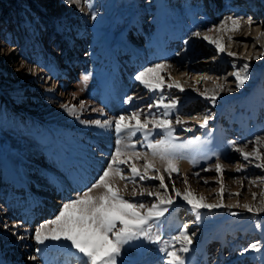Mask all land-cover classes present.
I'll list each match as a JSON object with an SVG mask.
<instances>
[{
    "label": "rangeland",
    "instance_id": "obj_1",
    "mask_svg": "<svg viewBox=\"0 0 264 264\" xmlns=\"http://www.w3.org/2000/svg\"><path fill=\"white\" fill-rule=\"evenodd\" d=\"M92 4L90 9L84 0L72 5L66 0H0V264H80L68 249L50 246L57 242L36 244L35 229L53 219L77 191L90 186L115 148L114 131L81 121L114 119L132 110L147 112L160 93L149 92L134 77L158 63L171 65L161 75L165 97L178 100L172 118L180 115L185 126L193 129L185 132L177 125L175 135L181 142L194 136L208 141L194 154L195 166L187 159L179 162V172L173 174L176 187L183 191L187 176L197 197L216 203L217 174L202 171L216 163V156L207 161L204 156L216 153L224 165L226 189L225 207L201 209L199 220L177 198L159 223L162 240L171 239L187 224L193 240L186 264H264V214L253 216L243 207H227L259 203L252 193L259 195L264 188V184H248L249 179L264 176V171L243 162L230 147L233 141L243 145L264 135V108L259 106L264 95V59H255L264 51V42L257 41L264 31V0H92ZM229 16L245 21L251 17L254 23L249 27L242 22L235 33L208 32ZM194 31L219 36L226 50L217 53L214 44L193 37ZM245 62L251 65L252 78L244 89L221 92L215 106L199 94L217 84L234 88L229 73L234 63L239 67ZM169 75L183 92L166 87ZM65 80L67 88H63ZM128 96L133 101L125 104ZM65 104L75 107L76 115L61 107ZM206 115L212 119L202 129L199 125ZM138 138L139 134L132 139ZM252 147L249 144L245 151ZM13 161L24 167L25 177L31 176L26 192L7 180L4 164ZM237 164L245 165L243 172H236ZM196 172L199 177L193 175ZM131 187L126 199H152L133 197ZM237 192L242 195H232ZM136 243L142 247L126 246L119 258L123 264H161L164 257L158 249L163 244ZM252 243H261V251L241 255Z\"/></svg>",
    "mask_w": 264,
    "mask_h": 264
},
{
    "label": "snow or ice",
    "instance_id": "obj_2",
    "mask_svg": "<svg viewBox=\"0 0 264 264\" xmlns=\"http://www.w3.org/2000/svg\"><path fill=\"white\" fill-rule=\"evenodd\" d=\"M80 0H66L72 5L78 4ZM88 8H92V0H84ZM96 18L93 13L92 19ZM246 22L249 27L254 23L251 17L245 21L243 17H226L219 25L209 28L208 32L221 34L224 32L235 33L240 30L241 23ZM264 26V22H262ZM192 36L201 38L209 44H214L217 53H223L226 49L222 39L210 37L207 33L199 31L192 32ZM228 41L234 42L232 36H228ZM258 42H264V31L259 32ZM188 43V41H185ZM264 47V43H262ZM230 57H236L234 52L227 53ZM257 60L264 59V51L255 57ZM251 65L248 62L241 66L233 64V71L229 73L234 77L235 87L226 88L223 84H217L213 89H205L199 94L211 105L217 104V98L221 92H239L244 89L252 78L250 72ZM171 69V65L158 63L144 68L135 75L134 79L148 89L149 92H159L160 95L152 103L148 104V111L132 110L127 114H121L114 119H95L92 121H81V123H91L101 129L112 130L115 133V148L109 154L106 166L103 167L97 178L86 186V190L77 191L75 198L63 202L58 213L53 219L40 224L34 233L36 244L44 245L46 241L57 242L52 247H63L69 250V255H76L80 264H123L119 258L127 247H142L138 241L159 245L158 251L163 254L161 264H186V254L190 252L193 237L187 231L185 224L169 240H162L158 232L161 218L169 211V208L177 202V198L190 207L197 220L201 217V209L209 211L225 207L224 193L226 191L223 184L224 165L220 162V157L213 153L205 155L204 159L211 160L216 156V163L210 167L203 168L202 171H215L220 185L217 193V202L208 203L204 196L197 197L188 184L187 176L184 177V190L176 187V179L173 174L179 172V162L187 159L195 166L196 156L208 141H202L200 136L179 141L175 135L176 126L179 125L183 131L192 132L193 129L185 126V121L180 115L172 116L177 110L178 100L169 99L163 94L165 78L161 75L165 70ZM166 87L168 89L177 88L181 92L184 88L177 81L168 76ZM51 90V89H50ZM198 91V89H193ZM132 96H128L124 101L130 104ZM261 108H264V95L260 100ZM69 114L76 115V108L69 105H61ZM80 108H84L83 102ZM155 109V112L152 111ZM103 115V113H101ZM79 118V117H77ZM195 119V117H193ZM211 115L204 116L199 127L208 128ZM139 138L135 141L133 137ZM211 136V132L207 133ZM252 144L251 151L245 149ZM139 145V149H138ZM230 147L234 152L239 153L243 162L253 164L256 169L264 171V135H258L254 140L243 145H238L233 141ZM159 165V166H158ZM244 164L236 165V172L244 171ZM167 174V177L165 176ZM193 175L199 177L200 173ZM247 179V177H244ZM167 180V182H166ZM149 181H159L158 185L148 186ZM171 189L169 190V183ZM207 184L208 180L205 179ZM123 184V187H120ZM131 187L133 197L152 198L145 200H129L125 198V193ZM251 187L264 184V176L257 179H249ZM96 193V194H93ZM240 197L242 193L232 194ZM231 198V197H229ZM253 201L259 200L256 204L239 203L228 205L229 209L243 207L244 211L253 216L264 214V188L259 195L252 193ZM229 215L236 216L237 213L229 211ZM7 227V225H5ZM261 227L260 223L256 224ZM15 234V233H14ZM261 251V243H252L247 248L242 249L241 255L246 252ZM35 259V257H30Z\"/></svg>",
    "mask_w": 264,
    "mask_h": 264
},
{
    "label": "bare ground",
    "instance_id": "obj_3",
    "mask_svg": "<svg viewBox=\"0 0 264 264\" xmlns=\"http://www.w3.org/2000/svg\"><path fill=\"white\" fill-rule=\"evenodd\" d=\"M258 14H259V12H257ZM257 14V15H258ZM240 34V33H239ZM246 36V35H245ZM236 38H237V40H245L246 38L244 37V36H236ZM66 78H68V76H65ZM175 77H177V75L175 76ZM177 78H179V77H177ZM176 78V79H177ZM67 84H69V82L67 81V80H65L64 82H63V88H67ZM73 86V85H72ZM73 87H75V86H73ZM14 159H17L16 157H14ZM62 161V160H61ZM5 166H4V168H5V170H6V172H7V180L9 181V183H11L13 186H15L16 188L18 187L19 189L20 188H23V189H25V192L28 190V189H30L29 187H28V180L30 179V177L31 176H24V173H26V171H25V169H24V167H22L21 165H19L17 162H15V161H13L12 163H7V164H4ZM0 167H2L1 166V164H0ZM4 168H2V170L4 169ZM30 181V180H29ZM34 182V181H33ZM10 184V185H11ZM51 184V182H48V184L47 185H50ZM52 186V185H51ZM55 186V185H54ZM53 186V187H54ZM52 187V188H53ZM15 188V189H16ZM51 188V189H52ZM48 189V188H47ZM24 191V190H23ZM49 191V190H48ZM53 192H56V191H53ZM57 192H58V190H57ZM31 200V198L29 199V201ZM35 200V199H34ZM34 200H33V202H34ZM31 203H32V200L30 201ZM33 206H35V208H36V206L37 205H33ZM29 209V208H28ZM27 209V210H28ZM27 210H26V212H27ZM25 211V210H24ZM23 211V212H24ZM26 212H25V214H26ZM28 215V214H27ZM23 216V215H22ZM31 216V215H30ZM35 217V216H34ZM32 219V218H31ZM10 264V263H9Z\"/></svg>",
    "mask_w": 264,
    "mask_h": 264
}]
</instances>
